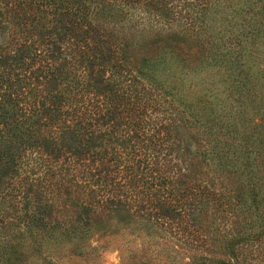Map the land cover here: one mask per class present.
Masks as SVG:
<instances>
[{
	"label": "trees",
	"instance_id": "obj_1",
	"mask_svg": "<svg viewBox=\"0 0 264 264\" xmlns=\"http://www.w3.org/2000/svg\"><path fill=\"white\" fill-rule=\"evenodd\" d=\"M98 212L264 264V0H0V264Z\"/></svg>",
	"mask_w": 264,
	"mask_h": 264
},
{
	"label": "rangeland",
	"instance_id": "obj_2",
	"mask_svg": "<svg viewBox=\"0 0 264 264\" xmlns=\"http://www.w3.org/2000/svg\"><path fill=\"white\" fill-rule=\"evenodd\" d=\"M189 50L199 51L195 45ZM133 68L140 74L139 65ZM24 244L18 264H191L194 255L168 231L123 212H98L93 229L82 239L47 244L41 250H33L29 238Z\"/></svg>",
	"mask_w": 264,
	"mask_h": 264
}]
</instances>
